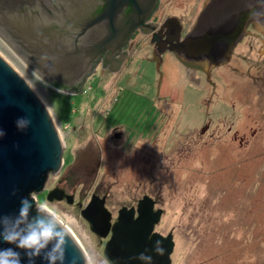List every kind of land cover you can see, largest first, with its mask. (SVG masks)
I'll use <instances>...</instances> for the list:
<instances>
[{"label":"rangeland","instance_id":"374dc122","mask_svg":"<svg viewBox=\"0 0 264 264\" xmlns=\"http://www.w3.org/2000/svg\"><path fill=\"white\" fill-rule=\"evenodd\" d=\"M195 2L162 0L160 17L186 19ZM0 50L56 118L64 166L82 156L73 181H61L73 203L33 198L57 213L93 264L109 263L80 211L100 184L114 213L145 196L156 202V229L175 243L171 264H264V37L246 38L230 62L211 68L161 61L145 46L121 74L97 72L77 95L38 81L1 40Z\"/></svg>","mask_w":264,"mask_h":264},{"label":"water","instance_id":"95a60500","mask_svg":"<svg viewBox=\"0 0 264 264\" xmlns=\"http://www.w3.org/2000/svg\"><path fill=\"white\" fill-rule=\"evenodd\" d=\"M158 3L159 0H0V40L34 75L33 70L40 69L47 83L41 82L47 87L77 95L94 71V62L104 54H119ZM253 22L264 28V0H210L182 40L180 20L174 16L166 19L162 28L167 31L160 38L169 46L156 52V56L170 51L191 63L207 61L209 67L220 66L231 60L234 47ZM170 31L176 33L174 38L169 37ZM19 116L31 119L23 130L15 124ZM0 128L5 132L0 137V215H14L21 197L34 199L31 193L44 190L49 172L61 171L65 139L41 95L1 54ZM99 200V210L109 219L104 199ZM154 205V200L145 196L138 203L137 217L135 208H123L112 228L106 224L107 233L112 230L104 250L110 264H171L173 235L153 232L163 212L156 211ZM86 211L93 212L92 206ZM64 228L70 237L64 264H91L78 240ZM158 241L162 251H156ZM9 246L14 247L0 241V247ZM20 251L21 259L26 261ZM140 253L151 260L140 259ZM35 264L46 261L37 257Z\"/></svg>","mask_w":264,"mask_h":264},{"label":"flooded vegetation","instance_id":"af4514ba","mask_svg":"<svg viewBox=\"0 0 264 264\" xmlns=\"http://www.w3.org/2000/svg\"><path fill=\"white\" fill-rule=\"evenodd\" d=\"M209 2H210V0H196V2L193 5V10H192L191 14H188L186 16L187 17L186 19H182V18L178 17L177 15L168 16V17H172V16L177 17L180 20V22L182 23V33L180 36L181 40L194 28L200 14L205 9V7L208 5ZM161 7H162V0H159L158 6L154 10L152 15L149 17V19H147L144 22L143 26H140L136 29V31L133 33L131 38L128 40V43L123 47V49L121 50V52L119 54L114 55V56L110 55L111 57L108 54H104L101 57H99L98 60L94 62V68H93L94 71L87 77V81L97 72H101L102 74H104V73L115 74V75L121 74L131 64V62H132L131 58L133 57L134 53L137 55L139 49H141L142 47H145V46L149 47L154 52V54L156 56V52H158L159 50L169 46V44L168 45L164 44L162 42V39L160 38V34H163L164 32L167 31V30L162 28V25L166 21V19L168 18V17H166L164 19H161V17H160ZM247 31H248L247 35L234 47V50H233L232 56H231V60L235 56L239 46L241 44H243V42L245 41L246 38L255 37V38H258L259 40H261L264 37V28H262V25H260L256 22L251 23L249 25V27L247 28ZM175 35H176L175 32H173V31L169 32L170 38H174ZM138 39H140V41L143 42V46L141 45L142 47L139 45L140 41ZM152 40L155 42L154 44H151ZM168 54L176 56L183 64H186V65L188 63L192 64V65L206 64L209 67L207 61L206 62H200V63H193V62L191 63V62L185 61L184 59L179 58L174 52H170V51H166L164 54L161 55V57H158V56H156V57L162 61L163 56L168 55ZM212 67H218V66H212ZM114 136H115V138H120L123 135L120 132H115ZM123 142L124 141H122V144H123ZM80 157H82L81 154L80 155L78 154V156H76L74 154V162L71 165H66V164H65V166L63 165L60 172H55V171L49 172V174L47 176L46 185L48 183V180L51 177H55V179L57 181L59 180L57 182V184H55L54 187H51L49 189H47L46 188L47 186L45 185L44 190H42L40 192L31 193V195H30L31 198H33V194L38 196L39 194L46 192V193H48L47 194V196H48L47 200L48 201H60V202L66 201L67 203H73L74 197L68 193L67 189L64 186H61V181L62 182L73 181L74 174L76 173L75 172V165L78 162ZM55 175H57V176H55ZM89 178L87 177L86 180H89ZM100 187L101 188H98L95 193L91 194V197H90L88 203L86 204V206L84 208H82L80 213H81V217L83 218L91 236L102 240V244H104L103 255L105 257V254H104L105 246H106V243L109 241V239L112 235L111 229L107 233L106 224H108L110 226V228H112V226L118 220L119 213H120L121 209H118L115 213L108 209L107 203H108V199H109V194L103 193L102 184H100ZM58 194H60L61 196ZM99 199H104L105 207L108 210V212L111 214V217L109 219L107 217V214H105L104 212L99 210V207H100L98 205L100 202ZM140 200L141 199H139V200H137V202H135L136 205L122 206V209L123 208H127V209L135 208L136 209L135 217H137L138 216L137 208H138V203ZM90 205L92 206V210H93V212H91V213L86 211L90 207ZM156 206H157V204L155 202L154 209L157 211L160 208H156ZM162 215H163V212H162ZM162 215H161V217H162ZM160 221H161V219H160ZM160 221L155 225L153 232L159 233V234L165 236L164 234L160 233L156 229V227L160 223ZM107 262H108V260H107Z\"/></svg>","mask_w":264,"mask_h":264},{"label":"clouds","instance_id":"9594fccd","mask_svg":"<svg viewBox=\"0 0 264 264\" xmlns=\"http://www.w3.org/2000/svg\"><path fill=\"white\" fill-rule=\"evenodd\" d=\"M42 59H46V56H42ZM33 71L38 81L47 83L40 69ZM56 90L59 92L61 88ZM30 123L28 116H19L15 121L19 130ZM4 134V129L0 128V137ZM69 239L57 213L46 202L37 203L28 196L21 197L19 209L14 215H0V241L14 245L0 247V264H35L37 257L46 264H64ZM21 249L26 261L21 259ZM156 251H162L159 241ZM140 259L150 261L151 257L140 253Z\"/></svg>","mask_w":264,"mask_h":264},{"label":"bare ground","instance_id":"6f19581e","mask_svg":"<svg viewBox=\"0 0 264 264\" xmlns=\"http://www.w3.org/2000/svg\"><path fill=\"white\" fill-rule=\"evenodd\" d=\"M0 54L5 58V59H7L9 62H10V64L18 71V73L22 76V78H24L28 83H29V85L32 87V89H34L35 91H36V93L37 94H39V92H38V90L35 88V86L29 81V79H28V77H26V74H24V72L21 70V68L19 67V66H17L11 59H10V57L8 56V55H6L5 53H3L2 52V50H0ZM28 68V67H27ZM28 71L30 72V73H32L33 74V72L28 68ZM58 92V91H57ZM84 92H86V86L83 88V91H82V93H84ZM60 93H62V92H60ZM68 95V94H67ZM58 218V217H57ZM59 219V218H58ZM68 230H69V232H71V234H72V236L74 237V238H76V240H78V242H80L79 241V239L77 238V236L75 235V233L72 231V230H70L69 228H67ZM80 246L82 247V249L85 251V254L87 255V257H88V259L90 260V262H91V264H93V262H92V260H91V258H90V255L87 253V251H86V249L84 248V246L82 245V243L80 242Z\"/></svg>","mask_w":264,"mask_h":264},{"label":"crops","instance_id":"0c3cea01","mask_svg":"<svg viewBox=\"0 0 264 264\" xmlns=\"http://www.w3.org/2000/svg\"><path fill=\"white\" fill-rule=\"evenodd\" d=\"M167 56H169L171 60H176L177 63H179L181 65L183 64L176 56H173L171 54H168Z\"/></svg>","mask_w":264,"mask_h":264}]
</instances>
